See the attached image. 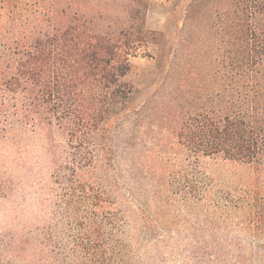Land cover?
I'll return each instance as SVG.
<instances>
[{
	"label": "trees",
	"instance_id": "obj_1",
	"mask_svg": "<svg viewBox=\"0 0 264 264\" xmlns=\"http://www.w3.org/2000/svg\"><path fill=\"white\" fill-rule=\"evenodd\" d=\"M31 1L0 7V148L14 149L27 173L28 142L46 141L54 222L0 236V264H117L126 224L117 158L136 150L140 131L151 134L159 117L193 158L194 172L175 182L178 191L205 199L196 174L202 159L241 169L245 197L227 203L248 214L249 230L264 239V0H189L165 83L133 113L126 112L134 98L130 56L165 36L146 28L151 0ZM153 155H144L145 168L159 177ZM6 171L0 200L13 190ZM64 228L73 233L69 252ZM259 251L254 263L239 257L264 264V245Z\"/></svg>",
	"mask_w": 264,
	"mask_h": 264
},
{
	"label": "rangeland",
	"instance_id": "obj_2",
	"mask_svg": "<svg viewBox=\"0 0 264 264\" xmlns=\"http://www.w3.org/2000/svg\"><path fill=\"white\" fill-rule=\"evenodd\" d=\"M91 1L93 6L98 0ZM188 1H150L146 28L155 33L163 32L164 42L152 37L130 56L131 71L127 81L134 87V98L126 112L139 110L162 89L177 52ZM33 3L31 0H0V7L2 11L16 10L29 8ZM165 122L162 117L156 118L151 134H145L144 129L140 131L137 149L117 158L114 173L120 188L117 199L126 222L118 234L125 247L117 264H243L244 260L239 257L241 251L254 263L262 253L259 246L264 245V239L256 238L249 230L248 214L235 212L230 209L233 205L227 203L245 197L248 186L244 172L230 164L202 159L196 174L199 186L207 190L208 195L204 200H188L174 184L191 178L193 158L185 148L178 146L182 139L172 136ZM120 131L128 134L130 123ZM28 144L29 151L24 154L27 173L16 166L14 149L0 148V171L5 173L7 168L8 176L14 180L9 199L0 200L1 237L22 236L23 226L36 230L54 222L55 197L50 189L51 170L44 152L47 144L37 137ZM150 152L157 156V166L163 170L159 177L152 176L145 168L144 155ZM66 231L63 245L69 252L73 242L68 235L73 233ZM68 262L77 264L74 259Z\"/></svg>",
	"mask_w": 264,
	"mask_h": 264
}]
</instances>
